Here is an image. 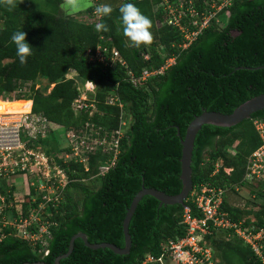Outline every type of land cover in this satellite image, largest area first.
<instances>
[{
    "label": "trees",
    "instance_id": "16d2710c",
    "mask_svg": "<svg viewBox=\"0 0 264 264\" xmlns=\"http://www.w3.org/2000/svg\"><path fill=\"white\" fill-rule=\"evenodd\" d=\"M63 1L16 0L17 7L11 10L0 4V98H7L0 101V111H27L30 106V112L39 113L55 126L77 128L89 118L111 128L116 125L118 109L104 104L103 97L116 84L118 98L130 115L129 127L120 140L114 164L97 178L96 187H88L80 179L93 173L96 162L104 156L89 155L86 171L80 163L70 161L68 168L74 171L65 170V175L74 182L65 185L55 207H46L52 224L48 226L45 252L3 229L0 264H53L54 257L67 250L68 240L76 232H82L89 243L108 242L122 247L121 222L141 186L166 194L180 190L179 139L191 118L203 107L228 113L244 100L264 92V0H233L224 26L204 28L184 49L171 46L179 41L174 28L156 26L155 22L162 19L159 10H153L156 0H120L111 5L110 16H99L91 22L83 18L91 13L92 5L74 16H62L58 7ZM97 3L103 4L102 0ZM125 3L135 4L150 18L153 42L148 49L145 45L133 46L123 35L119 7ZM97 23L107 24L109 31L97 32ZM18 30L27 34L26 42L33 47L26 64L19 62L11 41ZM97 42L113 45L133 73L143 66H158L168 54L175 57L162 74L148 77L145 86L133 87L123 79L118 65L109 67L87 61L84 51ZM159 44L165 48L164 57L158 53ZM144 50L150 53L148 59L142 58ZM68 69H73L81 81L91 80L97 85V111L90 117L86 109L74 113L71 108L76 90L73 79L64 76ZM37 75L52 83L48 92L42 93L30 85L28 94H13L19 83L32 82ZM254 117H264V108L232 126H200L190 153L191 186L203 181L224 186L240 180L246 156L259 143L251 124ZM45 151L49 153L48 149ZM215 162L219 167L212 173ZM223 167L230 170L226 173ZM68 187L76 191L75 197L69 195ZM184 204L192 209L188 196ZM21 205L23 210L26 203ZM221 208L233 220L239 219L240 213H252L255 224L264 225V206L240 212L223 200ZM181 211L180 204L158 205L154 197L144 194L127 223L128 252L117 254L107 247L89 248L76 237L70 252L58 264H136L145 253L157 256L163 239L182 234L177 225ZM210 243L219 259L216 264H260L251 249L236 238L224 240L218 234Z\"/></svg>",
    "mask_w": 264,
    "mask_h": 264
},
{
    "label": "built area",
    "instance_id": "2783aa9c",
    "mask_svg": "<svg viewBox=\"0 0 264 264\" xmlns=\"http://www.w3.org/2000/svg\"><path fill=\"white\" fill-rule=\"evenodd\" d=\"M232 1L156 0L153 3V10H159L162 19L155 24L156 26L166 25L174 28L179 36V41L175 44L171 43V46L175 45L179 49H184L204 28L217 27L220 19L224 26ZM90 5L93 10L84 16L85 22H91L92 19L97 20L99 17L95 13V7L99 5L97 0H90ZM158 51L159 55L164 57L165 48L162 44L158 45ZM84 55L87 61L99 62L103 66L118 65L122 68L123 79L133 87L145 86L148 77L162 74L175 57L172 53L168 54L158 66H143L138 73H133L113 45L97 42L93 48H86ZM148 57L146 53H142L143 59H148ZM85 83L86 80L81 81L82 87L74 85L76 96L72 99L71 108L74 113L86 109L87 117H90L93 112L97 111L95 92L86 96V92L90 90L85 87ZM115 85L103 97L104 104L115 106L118 109L115 126L104 127L86 118L77 128L63 129L68 144L67 146L63 145L65 146L64 154L61 158L64 162L65 158H69L68 160L80 163L82 169L86 171L89 155L99 153L104 156L103 159L97 161L93 174L96 178H100L114 164L119 153L120 140L126 135V130L129 127L130 115L126 113L123 103L119 100ZM23 113H27L25 118L31 116L30 106ZM127 115L129 119L124 121ZM16 118H20V115L11 117L0 115V238L5 234L3 229H6L8 234L24 240L30 246L38 245L44 249L49 236L48 226L52 224L47 218L50 213L46 207L48 204L55 207L61 200L62 188L66 184L67 177L62 169L55 170L57 176L60 179L64 177V180L58 181L59 192H51V195L42 191L33 195L29 193L30 190L22 194H15L12 191L10 194L8 189L4 192V187L14 184L12 182L14 179L10 181V177L14 176L15 178L23 175L30 178L26 185L31 186L34 191L36 188L44 189L42 182H38L36 179L39 174H43L44 167L46 168L44 174L47 175V168L50 167L47 165L50 155L43 150L34 152L32 146L29 145L30 138H34V135H28L30 137L20 140L19 122ZM45 120L41 115V121ZM8 123H11V128L7 126ZM251 124L259 143L246 156L240 180L237 183L224 186L213 185L208 181L191 186L187 196L192 209H189L187 205L182 207L177 221V225L182 228V234L163 239L159 243L160 251L157 256L145 253L136 264H216L219 259L214 253L210 239L218 234L224 240L238 239L251 249L260 264H264V225L255 224L253 217L233 220L228 212L221 208L226 191H237L242 184L264 181V117L252 118ZM39 132L42 133V131ZM218 167V163L215 162L212 173H215ZM222 170L227 173L230 168L223 167ZM45 178L47 184L50 177ZM56 187H58L57 183ZM24 194L30 201L22 210L20 208L22 205H19L26 200ZM12 210H14V214ZM7 212L13 215H10L11 219L5 216ZM245 219H248L247 223H244ZM43 251L45 252V249Z\"/></svg>",
    "mask_w": 264,
    "mask_h": 264
},
{
    "label": "rangeland",
    "instance_id": "374dc122",
    "mask_svg": "<svg viewBox=\"0 0 264 264\" xmlns=\"http://www.w3.org/2000/svg\"><path fill=\"white\" fill-rule=\"evenodd\" d=\"M119 1L120 0L113 1V2L111 0H102V3L112 5V4L119 3ZM88 5H90V0H82L81 10L85 9ZM38 6H41L42 8H44L42 3H39ZM58 10H59L60 15L62 16L64 15L74 16V14L76 13V12L70 11L65 6L64 1L59 4ZM222 26H223V21L222 19H220V22L218 23L217 28H220ZM144 48L148 49L149 46L145 45ZM157 50H158V46H157ZM142 53H146V55L148 56L150 54L148 50L147 51L144 50ZM64 76L65 78H72L74 85L77 84L78 86L82 87L81 80L77 77L76 72L73 71V69L71 70L68 69L65 72ZM30 85H32L33 88L39 90L40 92L46 93L52 86V83H48L45 77L37 75L32 82L19 83L18 87L14 90L13 94L21 95V96L28 94L27 88ZM95 91H87L86 96L91 95L92 92H95ZM0 99H1L0 101H2L7 98L2 96ZM9 100L12 101L13 98ZM26 114L22 113L21 114L22 116L20 115V118H16L18 119V122H19L18 133H19L20 140L22 141V139H25L26 137H30L31 135H34V138H30L31 139L30 144L29 142H27V144L32 146V150L34 152H37L40 150L45 151V149L49 150L48 154L50 155V159L48 160L47 165H49L50 167L47 168L48 174L47 175L44 174V172L46 171V168L44 167L43 174H39L36 179L38 182H42V186L44 189L40 190V188H36V191H34L31 186H27L26 183L30 180V178H28L27 175L17 176L15 178L14 176H12L10 177V181L14 179V181H12L14 183L13 186H10V187L6 186L7 187L6 188L3 186V183H2V186L4 187V192L6 189H8L10 190V194H11V191L15 194L16 193L22 194L31 189L32 191L29 193L33 195L39 192L41 193V191L48 193L47 195H51L50 194L51 192H54V191L59 192L60 186L58 184L59 183L58 181L64 180V177L63 178L61 177L60 179V177L57 176L55 170L62 169V172L64 173H65V170L74 171L73 169L68 168L71 160H68L69 158H65V162H64L61 158L62 154H64L63 148L68 145L66 142L65 132L63 131L64 127L55 126L47 120L41 121V115L39 113H32L31 116L29 115L27 118H25L24 116ZM128 115L124 119V121H128L129 119ZM7 126L11 128V123H8ZM39 131H42V133H40ZM64 144L65 146H63ZM229 152L232 153V150L229 149ZM93 174L94 172L89 173L88 176L86 177H81L80 182L84 185H87L88 187H92V188L96 187V185L98 184V179ZM45 177H50V179L47 181V184L45 182L46 181ZM73 180H69L68 178H66V184L69 181H73ZM56 183L58 187H56ZM260 183L261 182H256L254 184L252 183V184H246V185L242 184L240 187H238L237 191H226L224 193V200L230 206L235 207L240 212L243 210H247V209H249L251 212L256 211L261 206H264V184L260 185ZM66 184H64L62 188V194H63V191L65 190ZM68 188H69L68 189L69 195L71 197H75L76 191L73 188L72 189L70 187ZM24 196L26 197V200L23 202L28 203L30 199H27L28 196L26 194H24ZM16 201L18 203V200ZM10 215L12 214L9 212L5 214V216L8 219H11ZM246 217L254 218L252 213H248V214L240 213L239 218H246Z\"/></svg>",
    "mask_w": 264,
    "mask_h": 264
},
{
    "label": "water",
    "instance_id": "95a60500",
    "mask_svg": "<svg viewBox=\"0 0 264 264\" xmlns=\"http://www.w3.org/2000/svg\"><path fill=\"white\" fill-rule=\"evenodd\" d=\"M264 108V92L256 94L243 102L236 105L230 112L221 113L213 110H204L196 115H194L191 120L187 123L182 138L179 139L180 143V156H179V179L181 183L180 190L175 194H166L162 191L151 187H143L140 184V189L134 193L132 196L129 205L127 206L122 222H121V231L123 235V246L118 247L112 243L108 242H99V243H89L85 235L82 232H76L72 234L68 240L67 250L59 255H56L53 259V264H58L60 258L65 257L72 248V242L76 237H79L83 244L89 248L97 247H107L111 249L114 253L123 254L128 252L130 239L127 232V223L128 220L142 195L148 194L154 197L160 204H180L182 207H186L184 200L187 197V194L191 188V179H190V153L193 143V138L196 131L200 128L202 124H213L217 126H232L243 119H248L250 115ZM178 133V132H177ZM46 264L42 261L38 262Z\"/></svg>",
    "mask_w": 264,
    "mask_h": 264
},
{
    "label": "clouds",
    "instance_id": "9594fccd",
    "mask_svg": "<svg viewBox=\"0 0 264 264\" xmlns=\"http://www.w3.org/2000/svg\"><path fill=\"white\" fill-rule=\"evenodd\" d=\"M0 4L8 7L9 10L17 7L16 0H0ZM64 4L72 12H77L82 8V0H64ZM112 12V6L108 4L95 7V13L100 17L110 16ZM119 13L123 24V35L130 40L133 46L150 45L153 42V34L150 31L152 22L135 4H122L119 7ZM95 29L97 32L109 31L108 25L105 23H97ZM26 35L25 32L18 30L11 36L21 64H26L27 58L33 54V47L26 42ZM85 87L90 91H95L97 85L91 80H86Z\"/></svg>",
    "mask_w": 264,
    "mask_h": 264
},
{
    "label": "bare ground",
    "instance_id": "6f19581e",
    "mask_svg": "<svg viewBox=\"0 0 264 264\" xmlns=\"http://www.w3.org/2000/svg\"><path fill=\"white\" fill-rule=\"evenodd\" d=\"M23 112H26V111H6V112L0 111V115L1 116H8V117H11V116H19Z\"/></svg>",
    "mask_w": 264,
    "mask_h": 264
},
{
    "label": "crops",
    "instance_id": "0c3cea01",
    "mask_svg": "<svg viewBox=\"0 0 264 264\" xmlns=\"http://www.w3.org/2000/svg\"><path fill=\"white\" fill-rule=\"evenodd\" d=\"M71 70V69H70ZM74 71V70H73ZM30 101V100H29Z\"/></svg>",
    "mask_w": 264,
    "mask_h": 264
}]
</instances>
